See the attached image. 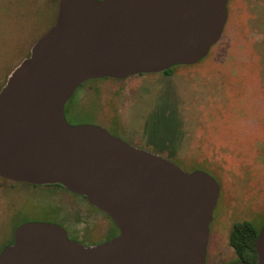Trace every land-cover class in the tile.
<instances>
[{"label": "water", "instance_id": "water-1", "mask_svg": "<svg viewBox=\"0 0 264 264\" xmlns=\"http://www.w3.org/2000/svg\"><path fill=\"white\" fill-rule=\"evenodd\" d=\"M229 2L60 1L55 25L0 90V177L61 185L106 213L120 234L87 246L61 225L29 221L0 264H206L217 179L103 127L71 125L65 109L87 81L200 63L222 39ZM256 252L254 264H264V225Z\"/></svg>", "mask_w": 264, "mask_h": 264}, {"label": "rangeland", "instance_id": "rangeland-1", "mask_svg": "<svg viewBox=\"0 0 264 264\" xmlns=\"http://www.w3.org/2000/svg\"><path fill=\"white\" fill-rule=\"evenodd\" d=\"M31 2L0 0V90L56 23V6L48 8L42 0L33 8ZM232 5L243 19L227 23L200 63L175 66L171 75L98 79L78 89L65 109L71 125L103 127L187 172L204 171L217 179L221 195L206 264L242 261L230 243L234 226L248 222L259 229L264 223V160L258 146L264 139V0ZM255 41L257 52L250 51ZM69 191L0 186V254L14 243L19 225L29 221L61 225L87 246L119 233L104 212Z\"/></svg>", "mask_w": 264, "mask_h": 264}, {"label": "trees", "instance_id": "trees-1", "mask_svg": "<svg viewBox=\"0 0 264 264\" xmlns=\"http://www.w3.org/2000/svg\"><path fill=\"white\" fill-rule=\"evenodd\" d=\"M60 1L61 0H47L48 8L54 5V6L57 7V10H58ZM39 2L41 4L42 0H36L35 2L32 0L31 4L34 5V7L33 6H31V7L40 8L39 5H38ZM232 2H233V0H230V2L228 4V9H229V22H228V24L231 21L233 23L234 21L237 22V20H242L243 19V17L240 14H237L236 12H234L235 10L233 9ZM41 8H42V6H41ZM57 15H58V11H57ZM34 16L36 17V15H34ZM260 16H262V15H260ZM30 18H31V15H30ZM32 18H33V16H32ZM258 45H260V42L255 41L253 43V45H251L252 48L250 49V51L253 50V51L257 52L256 47ZM256 65L258 66V63L254 60L255 69L253 71L255 72L256 69H257L258 74H259V69H258V67ZM173 68H171L170 70H168L167 72H164V73L167 74V75H171V73H173V72H171V70ZM6 81H7V79L5 80V83H6ZM93 81H99V80H90V81L86 82L85 84H83L79 88V91L82 90V88H84L86 85H88V83L93 82ZM237 119H239V118H237ZM260 124L262 126H264L262 120L260 121ZM260 141H262V142L258 145L259 149H260L259 152L261 154V158L264 160V155H262V153H261L264 150V139L260 140ZM2 183L3 184H7V185H9L12 188H16L18 186H26V187H30V188H54V187H56V188H61V189H64L66 191H69V190H67L66 188H64L61 185H45V186L32 185V184H29V183H19V182L7 180L5 178L0 177V186L3 185ZM69 192H71V191H69ZM73 194L78 196V197H81V198L85 199L88 202L86 197L80 196V195L75 194V193H73ZM91 206L94 207L93 205H91ZM94 208L96 210H99L96 207H94ZM106 216L109 217L107 214H106ZM263 225H264V223H263ZM263 225L261 226V228L263 227ZM261 228L257 229L255 226H253L251 223H248V222L236 224L234 226V229H233V231L231 232V235H230V243H231L232 247L234 248V250L239 254V256L241 257L242 261L248 262V263H251V264L257 263L258 255H257V252H256V241H257V237L259 235V232H260ZM115 229H116V231H119L116 226H115Z\"/></svg>", "mask_w": 264, "mask_h": 264}, {"label": "flooded vegetation", "instance_id": "flooded-vegetation-1", "mask_svg": "<svg viewBox=\"0 0 264 264\" xmlns=\"http://www.w3.org/2000/svg\"><path fill=\"white\" fill-rule=\"evenodd\" d=\"M120 234V232L117 234V232H116V235H114L113 237H117L118 235Z\"/></svg>", "mask_w": 264, "mask_h": 264}, {"label": "crops", "instance_id": "crops-1", "mask_svg": "<svg viewBox=\"0 0 264 264\" xmlns=\"http://www.w3.org/2000/svg\"><path fill=\"white\" fill-rule=\"evenodd\" d=\"M7 82V81H6Z\"/></svg>", "mask_w": 264, "mask_h": 264}]
</instances>
